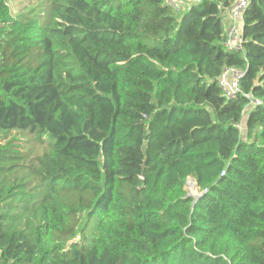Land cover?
Instances as JSON below:
<instances>
[{
	"label": "trees",
	"instance_id": "trees-1",
	"mask_svg": "<svg viewBox=\"0 0 264 264\" xmlns=\"http://www.w3.org/2000/svg\"><path fill=\"white\" fill-rule=\"evenodd\" d=\"M233 2L0 0V264H264V0L228 50Z\"/></svg>",
	"mask_w": 264,
	"mask_h": 264
},
{
	"label": "built area",
	"instance_id": "built-area-1",
	"mask_svg": "<svg viewBox=\"0 0 264 264\" xmlns=\"http://www.w3.org/2000/svg\"><path fill=\"white\" fill-rule=\"evenodd\" d=\"M201 0H164V3L169 5L174 12H181L185 6H191L198 3ZM248 4V0H234L232 6L225 14L223 19L224 29L226 31L225 47L228 50H237L239 48L241 40V16ZM243 75V70L236 67H227L223 70L222 74L218 78V84L221 87L224 96L231 97L235 93L239 92V81ZM249 103L247 107L254 106L260 102L252 98L250 94H245ZM239 129L241 125H238ZM223 173V171L221 172Z\"/></svg>",
	"mask_w": 264,
	"mask_h": 264
},
{
	"label": "rangeland",
	"instance_id": "rangeland-1",
	"mask_svg": "<svg viewBox=\"0 0 264 264\" xmlns=\"http://www.w3.org/2000/svg\"><path fill=\"white\" fill-rule=\"evenodd\" d=\"M18 1H20V0H18ZM186 8H188V6H185V9ZM188 181L191 182V181H193V179L192 178H189ZM186 190H187V194L190 195V196H192V197L195 196L196 193L198 192V190H196L195 187H191L190 184H187L186 185Z\"/></svg>",
	"mask_w": 264,
	"mask_h": 264
},
{
	"label": "water",
	"instance_id": "water-1",
	"mask_svg": "<svg viewBox=\"0 0 264 264\" xmlns=\"http://www.w3.org/2000/svg\"><path fill=\"white\" fill-rule=\"evenodd\" d=\"M187 184H190L191 187H195V189L198 190V187H196V186L194 185L195 183H194L193 181H191V182L187 181ZM197 193H199V192H197ZM197 193H196V194H197ZM187 195H188V194H187ZM196 196H199V195L197 194Z\"/></svg>",
	"mask_w": 264,
	"mask_h": 264
},
{
	"label": "crops",
	"instance_id": "crops-1",
	"mask_svg": "<svg viewBox=\"0 0 264 264\" xmlns=\"http://www.w3.org/2000/svg\"><path fill=\"white\" fill-rule=\"evenodd\" d=\"M226 14V13H225Z\"/></svg>",
	"mask_w": 264,
	"mask_h": 264
}]
</instances>
